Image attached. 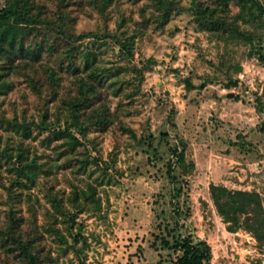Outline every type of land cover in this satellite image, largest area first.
<instances>
[{
    "label": "rangeland",
    "instance_id": "obj_1",
    "mask_svg": "<svg viewBox=\"0 0 264 264\" xmlns=\"http://www.w3.org/2000/svg\"><path fill=\"white\" fill-rule=\"evenodd\" d=\"M8 7L0 264L20 232L40 264H172L166 223L212 264H264V0Z\"/></svg>",
    "mask_w": 264,
    "mask_h": 264
},
{
    "label": "trees",
    "instance_id": "obj_2",
    "mask_svg": "<svg viewBox=\"0 0 264 264\" xmlns=\"http://www.w3.org/2000/svg\"><path fill=\"white\" fill-rule=\"evenodd\" d=\"M156 8H160L166 0H151ZM16 9L8 7L7 9H0V76L1 73H5L3 77H7L16 67V55L18 50H22L23 47L19 46L14 30L10 27L9 20L15 14ZM19 48V49H18ZM31 61L24 60V55L21 57V63L23 62L29 69H39V64H33L36 59L31 57ZM45 75L52 77L55 73H52L48 65L45 68ZM11 83L8 81L3 82L0 80V92L6 91L7 87H10ZM75 113V112H74ZM43 117H45L43 115ZM179 191L180 186L173 187L172 191ZM228 194V193H227ZM243 195V193H237ZM236 202H240L237 199ZM226 205V203H222ZM224 207V206H223ZM237 208V205H236ZM177 214L178 211H177ZM162 221V220H161ZM163 222V221H162ZM10 229V227H9ZM165 233L159 234L160 237V249L172 250L175 254V259L172 264H212L211 252L209 245L199 239H195L192 235L185 233L178 225L170 227L168 223L163 226ZM15 234V233H14ZM24 235L17 233V236L12 235V243L14 249L7 248V252H16V256L21 259V264H40L39 254L36 250L35 240L32 238H25ZM10 264V263H6Z\"/></svg>",
    "mask_w": 264,
    "mask_h": 264
}]
</instances>
